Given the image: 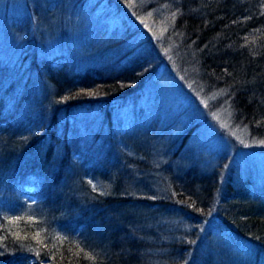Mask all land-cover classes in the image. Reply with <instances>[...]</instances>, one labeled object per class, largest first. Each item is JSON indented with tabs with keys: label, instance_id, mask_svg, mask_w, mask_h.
<instances>
[{
	"label": "trees",
	"instance_id": "16d2710c",
	"mask_svg": "<svg viewBox=\"0 0 264 264\" xmlns=\"http://www.w3.org/2000/svg\"><path fill=\"white\" fill-rule=\"evenodd\" d=\"M161 1L172 14L161 38L130 14L116 38L89 52L71 25L76 57L34 34L10 54L17 67L0 65V264H202L212 235L237 257L224 248L220 262L264 264V180L231 154L203 173L193 160L180 182L167 178L172 156L153 151L156 127L131 108L141 120L127 119L117 134L114 114L135 105L164 64L184 89L214 92L206 107L226 105L231 124L264 138V0ZM195 122L172 137L175 151Z\"/></svg>",
	"mask_w": 264,
	"mask_h": 264
},
{
	"label": "rangeland",
	"instance_id": "374dc122",
	"mask_svg": "<svg viewBox=\"0 0 264 264\" xmlns=\"http://www.w3.org/2000/svg\"><path fill=\"white\" fill-rule=\"evenodd\" d=\"M123 1L125 9L118 6L117 0H85L84 5L81 3L82 0L81 2L80 0H0V65L13 70L12 67L16 63L15 67H17V59L10 54H16L14 48L21 44L33 43L34 34L40 43L49 45L48 50L60 52L56 46L60 41L62 49L67 54V57L64 54L65 57L68 58L70 54L76 57V53L79 52L78 43L73 49L69 43L74 42L71 25L80 30L84 48L89 52L88 50L116 38L115 36L120 33L122 16L128 18L130 14L139 26L149 31L150 37L153 39L163 37L172 17L167 4L161 0ZM117 8L120 11H117ZM44 11L50 19L44 17ZM113 28L115 30H112ZM37 32L40 35H37ZM142 35L143 33L138 36L139 41ZM147 39L145 36L140 42L143 43ZM70 50L71 52H68ZM109 50L113 52L111 47ZM59 58L56 56L55 60ZM96 60L99 62V59ZM37 94L40 96L37 95L36 106H39L38 101H42L40 89H37ZM213 97H215L214 92L202 96L198 92L184 89L177 84L164 64H161L147 83V88H143V94L136 100L135 105L128 103L115 107V116L121 120V124L117 126V134L127 131L125 128L127 119L140 118L141 115L134 117L131 114V111H134L131 108H136L146 116L147 123L155 126L158 131L157 147L153 150L155 154L161 151L164 152V157L172 156L167 158L169 161L166 162L171 164L167 178L173 174L174 179L180 182L182 174L180 172L193 160H198L199 168H197L203 173L206 172L204 168L208 166L213 168L220 158L225 159L231 154L234 156V161H237L240 171L251 170L256 178L264 180V144L260 143L264 138L251 136L245 125L231 124L230 110L226 105L221 104L215 109L206 107L204 105L206 101L213 100ZM142 119L146 123L145 118ZM193 121L199 122L198 126L190 133L188 141L181 150L175 151L176 145L170 146V140L185 124ZM225 131L236 138L238 142L236 148L231 144L230 137ZM117 134L116 136L120 137L119 145L128 147V138ZM31 179L32 176L28 180ZM150 193L154 194V192ZM192 220L198 223V218ZM225 245L224 239L216 238L215 235L208 237L205 249L209 257L202 264H225L222 258V263L217 258L218 250H223ZM225 249L222 251L224 257L230 261L237 258L235 253L230 255ZM143 257L150 263L156 262L151 257Z\"/></svg>",
	"mask_w": 264,
	"mask_h": 264
},
{
	"label": "snow or ice",
	"instance_id": "6c2138e0",
	"mask_svg": "<svg viewBox=\"0 0 264 264\" xmlns=\"http://www.w3.org/2000/svg\"><path fill=\"white\" fill-rule=\"evenodd\" d=\"M261 144H264V141H260ZM38 235V234H37ZM3 252H0V255H3Z\"/></svg>",
	"mask_w": 264,
	"mask_h": 264
},
{
	"label": "bare ground",
	"instance_id": "6f19581e",
	"mask_svg": "<svg viewBox=\"0 0 264 264\" xmlns=\"http://www.w3.org/2000/svg\"><path fill=\"white\" fill-rule=\"evenodd\" d=\"M28 72V71H27ZM28 75V74H27ZM32 74H30V76H31ZM136 102V101H135ZM132 104V103H131ZM115 114V113H114Z\"/></svg>",
	"mask_w": 264,
	"mask_h": 264
}]
</instances>
